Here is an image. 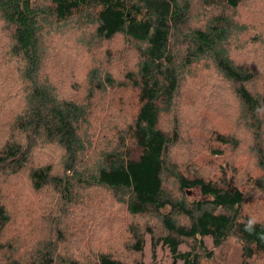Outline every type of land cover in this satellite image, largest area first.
Listing matches in <instances>:
<instances>
[{"label":"trees","instance_id":"obj_1","mask_svg":"<svg viewBox=\"0 0 264 264\" xmlns=\"http://www.w3.org/2000/svg\"><path fill=\"white\" fill-rule=\"evenodd\" d=\"M263 23L264 0H0V175L24 170V185L36 196L50 197L31 199L24 209V214L45 213L47 227L37 230L49 236L24 257L14 246L27 245L16 238L19 228L11 235L16 214L10 215L2 200L10 199L0 194L4 264H123L108 253H96L79 231V204L88 201L83 206L88 212L94 189L143 222L127 226L132 252L141 254L145 230L151 251L158 246L173 263L212 264L214 254L205 249V242L221 254L235 250L238 264L264 261V222L244 212L250 187L264 198V161L250 180L241 183L239 172L231 168L206 173L187 162L199 157L185 161L170 157L182 146L179 128L195 129L196 122L180 123L176 112L180 103L193 105L195 119L213 117L211 100L198 96L197 88L188 97L180 94L184 81L197 80L201 71L231 85L241 109L231 131L243 124L245 134L260 138L262 147L264 93L252 89L257 75L251 70L260 67L264 77V42L256 37L238 40ZM116 37L130 44L136 58L131 70L119 73L121 82L109 70L113 62L101 64L97 54L100 43ZM250 46L261 47L259 61L252 66H241L230 57L231 48L237 47L234 53H239ZM105 51L106 56L111 52ZM126 51L115 56L120 59ZM64 55L75 57L71 65ZM85 62L94 65L79 76ZM80 83L87 84L86 94L77 101L70 94ZM200 85L203 90L205 82ZM108 91L107 101L128 114L112 123L106 131L109 137L95 134L92 140L103 141V146L94 150L95 158L89 162L86 149L93 131L85 133L92 95L105 96ZM199 130L205 131L203 123ZM207 130L215 143L238 149L227 129ZM205 145L211 154L203 152L213 161L212 156L223 158L214 145ZM40 152L46 156L35 162L32 156ZM228 164L227 160L221 167ZM62 222L70 227L63 228ZM79 237L85 254L64 255L62 248ZM184 243L187 246L181 249ZM219 259L234 264L226 254Z\"/></svg>","mask_w":264,"mask_h":264},{"label":"rangeland","instance_id":"obj_2","mask_svg":"<svg viewBox=\"0 0 264 264\" xmlns=\"http://www.w3.org/2000/svg\"><path fill=\"white\" fill-rule=\"evenodd\" d=\"M258 35L261 36L259 37ZM70 37L75 38V34L71 32ZM254 37L258 39L260 38V41L262 43L264 42V23L262 24L261 28L252 29L249 32L248 37L246 35L241 36L238 42H247L249 39H252ZM67 38L68 37L66 36L64 38V41H67ZM78 42L79 41H77V43ZM256 42L258 41L256 40L252 43L255 44ZM97 47L99 48L97 54L100 52L98 58L101 60V64L113 62L109 70L117 77L114 78V80L121 82L122 77H120L119 73L123 70H131L136 63L135 55H133V48L128 42L126 45L123 44L122 39L119 37L114 38L110 42L100 43V45ZM260 48L261 47L250 46V49H245V51L239 53H234L238 50L237 47L231 48L230 57L233 60L235 58V62L237 64L240 65L242 63L241 66H252L253 62L259 61ZM105 50L111 51L110 54L107 53L108 56L104 55V53H106ZM125 51L126 53L120 59H117V56H115V54H121ZM110 56V61H105V58ZM80 59L81 58H79V60ZM74 60V56L68 59L64 55V61H66L68 65H71ZM84 64L85 68L81 73L79 71V76L80 74L87 73L94 65L92 62H85ZM254 67L252 66L253 69L251 70V72L255 73L257 77L252 83V89L256 93L263 94L264 77L260 73V67ZM208 75L201 71L197 77V80L194 81L192 79H186L184 81V85L180 89V94H184L186 97H188L192 94V91L197 88L199 90L197 92L198 96L200 95L203 99L207 98L211 100V104L213 105V117L211 119L197 117V120L195 119V113L193 111L194 109L191 107L193 105L191 104L189 106H186L180 103L176 110L180 123L190 124L192 122H196L194 125L195 129L191 128L186 130L184 128H179L178 135L179 139L182 142V146L173 149L170 153V157L173 161L175 159H179V161H185L188 156L197 158L199 157V160L194 159L188 160L187 162H192L194 164L193 167L196 169V171L201 170L206 173H210L212 171L217 172V170H219L220 168H231L239 172V180L241 183H243L246 179L250 180L252 172L258 171L257 168H260L259 165H261V161H264V137L261 143L262 147H260V138H253L250 132H247L245 134V131L242 128L243 124L239 123L238 127H235V130L231 131V127L235 124V118L241 112L239 104L237 103L233 95L232 87L230 84L224 82L223 80V83L219 82L214 78L213 75ZM75 77L77 79L76 74ZM216 77L221 80L218 76ZM206 78L207 81H205ZM204 82L205 88L201 90L200 84H203ZM86 86V83H80L79 89L72 92L70 94V97L76 99L77 101H82L86 94ZM188 87H190L192 90L188 91ZM108 98H111V94L109 91L108 95L105 94V96L101 94L92 95L91 110L88 116L90 127H86L87 133H85V135H90L93 131L92 137L89 141L90 146L86 149V152L89 153L86 160H89V162H93L95 158L94 150L103 146V141L99 140L98 143H96L92 140L95 134L98 135L105 133V135L109 137V133L106 131L110 132L112 123L121 122V120L128 114L127 112L123 114V112H121V110L119 109H116V111L112 103H110V100L109 102L107 101ZM216 103L220 105L215 106ZM195 104L196 103H194V105ZM204 110H201L200 113H202L204 117L210 118V114H205ZM210 120L213 121L210 122ZM202 123L205 127L204 132H200L199 130ZM215 127H219L222 130L227 129L226 132H228L237 141L238 149L234 150L227 146L224 147L211 140L207 128H211V130L215 131ZM261 130L264 135V127ZM82 139H84V136L82 137ZM208 143L214 145L215 149L219 151L221 155H223L222 159H216L214 156H212L214 159L213 161L210 156L203 152L206 151L207 153L211 154L208 150L209 147L205 145ZM52 150L54 151V149ZM53 151L50 150L49 154L53 153ZM43 156H46V154L44 152H40L33 155L32 157L35 162H38ZM261 156H263L262 159H260ZM38 158L40 159L37 161ZM227 160L229 161L228 166L225 165L224 167H221L223 166V162H227ZM205 162L207 164H210L211 166H207ZM256 174L258 175L259 172H257ZM25 175L26 172L24 170H20L14 175H2V178L0 175V194L10 199V202L4 198L2 199L4 206L6 207L10 215H14V213L16 214L15 217H12L14 228L11 231V235L18 234L17 228H19V234L16 238H20V240L24 239L27 244L25 246H22L20 243H18V246H16L14 243L17 252L24 257L28 256L30 252L32 253L34 251L36 243H38L40 239H43L47 242V239L49 238V236L45 234L41 236L37 230L38 226L43 229L47 227L46 220L44 219L45 213L40 216L34 214V212L31 210L28 214H24V209L25 207H27V205H29V201L31 199H50L49 196H36L37 194L32 192L29 186H27L26 184L24 185ZM255 184L256 186H258L257 183ZM9 186H11V188ZM30 193H32V196ZM10 195L13 196L12 200L9 197ZM245 195L247 196L248 200L244 211L245 214L254 219V221L257 220L264 222V198L262 197V195L254 190L253 187H250L249 193H245ZM186 196H191V192L186 193ZM89 202H91V207L88 212L83 207L84 204L88 203V201L79 204V231L81 232V234H85V237L83 238L85 242H88V244L92 242V247L94 246V251L96 253H108L111 257L116 258L123 264H133L136 261H140V264H179V262L173 263L172 260L168 257L166 251L160 250L158 246L155 248L154 252H152L149 246V235L145 230H143L142 232L143 247L141 254L132 252V249L129 250L128 247L131 241L130 236L127 232V226L129 224L140 226L143 224V222L139 219L130 217L122 208V206L114 202L113 198L110 195L101 190L94 189L90 192ZM49 203L50 201H46V203L44 204ZM43 207H45V205H43ZM72 215L73 213L70 212V217ZM62 227L69 228L70 225L66 222H62ZM124 243H126V249H123ZM83 246L84 245L82 242V238L79 237V241L74 240L72 243L69 242V244L65 245L62 249L64 250V255L79 256V254H82L83 256L85 253H83L82 251L86 248H84ZM186 246L187 243H184L181 246V249H184ZM205 246L206 250H211V252L214 254V257L212 255V264H225V262H222L219 259L222 258L224 254H226L227 257H232L231 260L234 264H238L236 263L235 250L221 254L216 249H212L209 242H205ZM228 263L229 260L226 264ZM0 264H4V256L2 254H0ZM252 264H264V261H253Z\"/></svg>","mask_w":264,"mask_h":264}]
</instances>
